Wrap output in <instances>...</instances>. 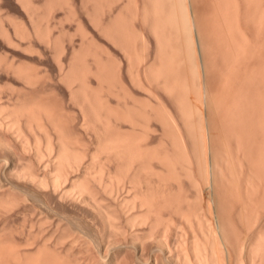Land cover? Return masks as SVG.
Returning a JSON list of instances; mask_svg holds the SVG:
<instances>
[{"label": "bare ground", "instance_id": "bare-ground-1", "mask_svg": "<svg viewBox=\"0 0 264 264\" xmlns=\"http://www.w3.org/2000/svg\"><path fill=\"white\" fill-rule=\"evenodd\" d=\"M151 1L150 25L156 37V49L154 59L149 60L150 63L145 64L146 61L144 62L148 59L145 58L146 56L150 58L147 52L149 48L145 52V47H148L145 46L147 38H144L141 30L137 31V27L134 28V24H131L132 20L129 22L127 20L125 23L126 19L122 17L121 21L119 12L117 15L120 17L115 18L116 23L112 24L113 27L108 26L111 30L117 28L120 33L122 32L121 34L127 41L123 43L120 39V44H126L128 47L129 41L133 40H131V45H135L136 49L133 46L132 48L122 46V48L124 47L125 54L129 52L127 49L131 51L135 49L133 53L136 56L131 51L127 54L129 58L126 69L131 82L144 91V95L141 96L135 93L123 79L121 59L119 60L114 51L101 49L95 37L88 34L89 30H85L82 21H77V27L81 29L79 32L81 42L78 47L73 46L69 59L65 61L61 58L63 49L59 43L61 38L51 35L47 25V29L39 28V23L35 21L36 18L34 19V14L40 11L34 6L37 3L31 5L33 1L25 0L22 4L27 7L35 33L45 36L49 41L52 40L51 42L55 45L54 53L58 61L60 78L68 86L70 98L77 102L81 117L78 123L74 124L75 115H70L72 110L70 114L68 113L70 108L66 107L67 104L65 105L62 101H53L48 95L41 94V91L46 92L45 86L41 91L38 89L40 92L33 88V84L45 77L38 68L29 64L15 65L12 60H5L7 66L12 67L14 73L24 79L33 89L26 85L23 90L16 91L17 94L14 99L12 98L13 101L0 102V210L4 211L3 209L7 210L16 206L15 204L19 205L20 196L23 198L22 204L27 202L26 205H28V201H32L33 203L30 202V204H33L36 210L38 208L34 202H38L40 212L46 213L43 215L38 212L45 219L50 216L53 219L56 217L54 220L51 217L52 223L56 220L55 226L52 225L56 231L52 229L51 234L59 232L58 235L56 234L57 241L52 242L54 245H59L57 242L63 243L69 238L70 243H67L68 247L66 246L69 248L71 243L75 245L76 241L79 242L81 239L80 241H84L85 244L89 243L91 247L90 243H92L99 253L107 252L108 257L109 254L112 255L114 264H232L234 259L237 264H244L241 235L239 236L237 231H231V220L227 221L229 216L227 215V219L224 216L227 211L224 210L227 204V194L229 192L231 194L234 190L237 197L240 196L242 184L240 175L242 174L237 171L242 172L239 169L243 164L238 165L241 161L237 164L236 159L232 158L233 155L229 149L231 143L228 142L229 146L225 143L227 139H223L221 145L218 143L220 148L218 145L215 146V143L213 144V130L211 131L213 125H210L209 120L211 119H208L211 115L205 114L198 103H203L206 99L205 74L206 59H208L205 39L198 24L199 16L196 15L191 0ZM66 3L70 2L66 1ZM255 11L258 9L256 8ZM143 12L145 14L143 16L146 17L147 8L144 7ZM259 15L258 13L257 20L261 19ZM135 16L133 17L136 18ZM147 16L149 18V14ZM4 18L11 22L14 35L20 34L21 38L30 37L31 30L24 25V21L22 23L10 14L0 13V33L6 38L12 41L14 35L4 26L2 21ZM97 19L100 20L99 17ZM97 19L94 20L96 27L100 26V21ZM128 23L133 28H129ZM237 28L234 17V21L231 20L229 24L232 34L229 54L232 63L238 60L244 52L243 35ZM110 34L112 37L117 36L115 31ZM136 41L140 43V45L137 43L140 46L138 49ZM131 57L135 58L136 66ZM142 61L144 65L139 64ZM262 72L264 68L251 72L258 75L260 82L259 80L255 82L254 87L259 86L260 89L264 85V80H261L262 77L258 73ZM92 76L95 77V82L91 80ZM258 82L261 84L259 85ZM259 87L257 91L255 88L254 95H250L251 101L256 103L254 107L251 106V101L247 100L249 99L247 94V96L244 95L247 98L241 95L236 96L229 103L230 114L226 116H230L229 120L233 122V125H242L232 130L240 140L237 144H243L241 135L246 136L248 132L244 133V129L249 127L245 126L243 129L245 122L249 123L252 119L254 120L251 117L253 114L256 117L257 113L258 118V114L261 115L258 113L261 107L260 101L257 104L258 100L254 99L256 96H259V100L264 99L259 95L264 89L260 90ZM166 94L172 98L174 109L167 105ZM1 95L0 98L3 96ZM112 97H115L114 101ZM263 103L262 101L261 105ZM246 105H249L248 108ZM251 107L254 111L257 108L259 111L252 114ZM246 108L251 112L246 113L247 110H244ZM212 110H217V108ZM245 114H248V117L250 115L251 120L245 118L247 117ZM262 115L264 116V109ZM258 118L257 121L252 122L263 121ZM122 122H127V126H122ZM231 125L229 128L233 129ZM185 128L192 138L191 148L189 147L190 142L186 141ZM89 129L93 131V137H88L91 136L89 133L87 137L86 133L84 134L83 131L88 132ZM223 131L221 135L224 134ZM223 137H226L225 134ZM240 144L238 149L241 147ZM261 149L256 154L257 159L254 157L253 160L258 166L255 174L259 176L263 171L261 175L263 177L264 149ZM21 160L24 161L21 162ZM253 168L255 169L254 165ZM185 177L189 179L194 189L192 199L193 195L190 196V193L189 195L187 193L190 188L187 187V190L184 184ZM255 177L253 175V178ZM246 180L247 178L244 181ZM248 183L253 184L252 181ZM220 185L222 189L224 188V190L221 189L222 193L219 190ZM251 185L249 184L250 187ZM41 189L42 191L49 189L53 193H46V190L42 192ZM66 198L79 204V208L73 207L72 212L68 213L70 216L66 214L69 218L63 217L58 210L63 206L60 200ZM26 205L24 209L28 208ZM51 212L59 214L54 216ZM243 212L244 210L239 215L242 219L240 221L243 223L245 221L244 224L247 222L248 225L251 216L247 215L248 212L246 215ZM41 218L40 220L44 222ZM63 220L66 222L65 226H63L65 223ZM233 223L232 226L235 225ZM246 229H249L248 226ZM51 234L49 235L52 238L49 235L47 238L46 235L44 239L47 238L50 242L54 236ZM37 236L38 234L36 238ZM231 237L236 241L233 239L232 242ZM243 237L241 236V239ZM36 238L32 239L36 240ZM254 239L253 243L250 242L251 252L253 256H258V264H264V229ZM46 241L45 239L42 243H38L37 249H29L33 252L28 251L30 253H27L21 249L18 242L0 239V259L5 257L2 259L5 260L4 264L9 261H11L10 264L14 263L12 261L26 264H82L81 259L78 260V253L81 255L83 250L76 251L78 252L76 254L69 249L65 252L66 249L63 248L64 252H60L61 248L55 245L57 249L51 243L50 246ZM86 245L89 247L88 244ZM87 250L85 254H89ZM129 250L134 253L133 261L130 260ZM90 254L92 255V251ZM3 261H1L2 264Z\"/></svg>", "mask_w": 264, "mask_h": 264}, {"label": "rangeland", "instance_id": "rangeland-1", "mask_svg": "<svg viewBox=\"0 0 264 264\" xmlns=\"http://www.w3.org/2000/svg\"><path fill=\"white\" fill-rule=\"evenodd\" d=\"M16 1H18V2H16ZM28 1H30V2L33 1V3H30L31 5H33L34 3L38 4V5L34 4V6L37 7V10H40V11H37V12H39V14H37V12H36V14H34L35 15L34 19L36 18L35 21L37 20L36 22L39 23V25H40L39 28H42V27L46 28L47 26H49L47 28L49 29L50 34L58 36L59 39L61 38L60 40L58 39L61 47L63 48V49L60 48V49H62L61 50V52H62L61 58H63L66 61L70 57L69 55L72 52L73 46L74 47L79 46V44L81 42V33H79V32H81V29L79 27H77V24H78L77 21L80 20V21H82L81 23L84 24L83 26H84L85 30L86 29L89 30L88 34L89 35L91 34L90 36L93 35L95 37V39L99 43L101 49H103V50L110 49V50L114 51V53H116L117 57H119V60L121 59L120 60L121 65H122L121 66V74H122V77L125 80V82H127V84L132 88V90L135 93H137L140 96L144 95V91L139 89L137 86H135L131 82V79L128 76V72L126 69V65H127L128 58H129V56L127 54L130 53V51H131V49H127V48H130V47L132 48V46L133 47L135 46V45H131L133 40L131 39L132 41L131 40L129 41V44L131 46H129V44H128V47L126 44H122V43L120 44V39H122L123 43H126L127 40L121 34L122 32L120 33L119 29L116 28V30H115L114 28H112L113 30H111V27H113L114 22L116 21L115 18L117 16L120 17L119 15H117L119 12H120L119 14L121 15V21H122V17H124V19H126L125 23L127 20H128L127 22L132 20L133 23H131V22L130 23L134 24V28L137 27L136 28L137 31H138V29L141 30L140 32L143 33L144 38H147V41L145 42V46H148V47H145V52H146V49L149 48L148 49L149 51L147 50V52H148V55H150V58H149V56H146L145 58H148V59L144 60V62L146 61L145 64L150 63V61H152V59H154L155 49H156V39H155L156 37L154 36L155 34H154L153 30L151 29L152 27L150 25V23H151L150 17L152 16L151 15L152 13L150 12V9L152 8V1L151 0H136V1L131 0L133 2L135 1L134 3L129 2L130 0H32V1L28 0ZM66 1L70 2V3L67 4ZM24 2H25V0H23V1L22 0H0V6H1L0 7L1 12L0 13L1 14H4V15L10 14L11 16L15 17L16 19L18 18V20L22 21V23L25 22L24 25L27 26L31 30V35H30L31 38L29 36L21 38L20 34L18 35L20 37L19 38L17 36V34L14 35L15 32H14L13 26H11V22L9 20H6V18H4V20H2L4 22V26L6 28H8L9 31L12 32V34L14 35V39L11 41L10 39H8L4 35H2V33H0L1 34L0 35V57H1L0 58V60H1L0 61V91H1L0 94L3 95V96L1 95L2 96L1 98L3 100L0 98V102H3L4 100H5L4 103L10 102V100L13 101L15 94H17L16 91H19L21 89L23 90L26 87V85H28L27 86L28 88H31L30 87L31 85H29L26 81H24V79H22L21 77H19L17 74L14 73V71L12 70L13 69L12 67L10 68V66H7V64L5 63V60H8V61L12 60L13 63L15 62L14 63L15 65H18L19 63L21 65L22 64H24V65L29 64L31 66L33 65L36 68H38L39 71L43 72L44 76L46 77L45 78L43 76L44 78L43 79L41 78L42 80H44V82L42 80H40V81H37L35 84H33L32 85L33 88H36L37 91H39L38 89H40V91H41V89H43V87L45 86L46 92L45 91H44V93L42 91L41 92L39 91V92L41 94H44V95L46 94V96L48 95L50 97V99H52L53 101L54 100L55 101H62L65 105L67 104L66 107L68 106L67 108L68 109L70 108V110L67 109L68 113L70 114V111L72 110L70 115H72V116L75 115L76 119H75L74 124H77L78 121L80 120L79 118L81 117L80 116V114H81L80 109H79L77 102L70 98L69 88L65 84V82L62 81L60 78L58 61L56 60L57 57L55 56V53H54L56 50V47L53 44V42H51L52 40L49 41L45 38V36H43L41 34L37 35L35 33V31L33 29L34 28L33 22L31 20L30 15H28L29 12H27L28 11L27 7H26V5H22V4H24ZM109 2H112V3H109ZM191 2L194 6L196 15L199 16V21H198V16H197V21H198L199 27L201 29L202 36L205 39V45L207 48L206 52L208 53V56H207L208 59H206V74H205L206 75V77H205L206 99L203 103L202 102H198V103L202 107V110L204 111L205 114L211 115L210 116L211 118H208V119L212 120V121L209 120V122H210V125H213V128L211 127L212 128L211 131L213 130L212 131L213 144L215 143L214 145L215 146L218 145V147L220 148V145L223 143V139L224 140L227 139V141L226 142L224 141V142L227 143L226 145L231 143V144H229L230 146L229 145L228 146L230 147L229 148L230 153L233 155L232 158L236 159L235 162L237 164L239 163V161H241L240 164H238V165L241 166V163L243 164V166H241L243 168L238 166V167H240V169H239L237 167V169L242 170V172L237 171V169H236L237 173L240 172L239 174H242V175H240L241 176L240 181L242 183L241 188H240L241 192H239L240 196L237 197L234 190H232L231 194H230V192L228 194L226 193L228 195V197H226L227 198V204H225L224 210H227V211L226 212L224 211L225 213L224 212L223 213L226 214V215H224L225 218L226 217L228 218V216H229L228 219L226 218L227 221L230 219L232 221V223L234 222L233 224L236 225V226L235 225L232 226V223L230 221L231 226L230 225L229 226L231 227V231H233V232L237 231L238 232L237 234L239 236L240 235L244 236L243 237L244 240L241 239V236H240V240L243 241L242 242L243 247H242L241 252H242V258H244L243 259L245 262L244 264H253V263L258 264V262H259L258 256H253L254 254H252V252H251L250 245H251V243H253V241L255 240L254 238L258 235V233L262 232L264 229V179H262V178H264V176L263 177L261 176L263 171H261V174L259 176H257L255 174V170H256V168H258V166L254 163V160H253L254 157H256V154L262 150L261 148L264 149V144H263L264 143V139H263L264 138V129H263L264 128L263 127L264 126V124H263L264 123V118H263L264 116L262 115L263 109H264V107H262V106L264 105V103H263V105H261L262 101L264 102V99H263L264 98V96H263L264 90H262V89H264V85L261 86L262 87L261 89L257 85L259 87V89L262 90V92H260V93H262L263 95L262 94H259V95H260V98L263 97L262 98L263 100H259L258 99L259 96H256V94H255V96L257 97V99H256V97H254L255 101L258 100L257 104L260 101L259 104L261 106L260 107L258 105V107H260V111L257 108V110L259 112L256 110L258 113H261V115L258 114L259 118L257 117V113L255 115L258 118V120L263 119L262 122L261 121H259L258 123L252 122L254 120L257 121V118L253 114V112H256V111H254V108H252L255 106L254 104H256V103H253L251 101L252 97L250 98V95H254L255 88H256V87H254L256 85L255 82H257L259 80L258 75L256 73H251V72H253V71L255 72V71H258L261 69L263 70V68H264L263 67L264 66V0H251V1L250 0H229V1H227V0H191ZM126 3H129V4H126ZM47 7H48V9H47ZM136 7H137V9H136ZM144 7L147 8V11H148L147 14H149V18L147 16V14H146L147 18L143 16V15H145L143 12ZM256 8L258 9V11H255ZM122 9H123V11H122ZM48 10L50 11V14H49ZM71 10H72V12L70 13ZM134 11H135V14L137 13V16H135ZM151 11H152V9H151ZM47 12L49 15L47 14ZM44 13H46V14H44ZM258 13L260 14L259 15L261 18L260 20L259 19L257 20ZM126 16H129V17L127 18ZM133 16H135L136 18H134ZM38 17H39V20H38ZM98 17L100 20L97 19ZM234 17H235V20L237 23V27H238L237 29L243 35L242 38H243V43H244V52L238 60H236L232 63V60H231L230 54H229V46H230L231 35H232L231 31L229 29V24H230L231 20L234 21ZM21 18H22V20H21ZM95 19L100 21V26L102 27V29L99 25L97 27L95 26V24H94ZM144 19H146V20H144ZM130 23H128V26L130 25ZM110 25H112V26L109 28L108 26H110ZM106 26L109 29L106 28ZM129 28H133V27L130 25ZM32 29H33V33H32ZM114 31H115V34H117L118 38H115V37H117L115 35L113 37L111 36L110 33H113ZM133 31H134V29H133ZM52 37H54V36H52ZM118 39H119V41H118ZM14 40H16V42H14ZM18 40L20 43L18 42ZM137 41H136V45L138 43ZM29 44H32V45H29ZM60 45H59V47H60ZM138 45H140V43H138ZM138 45H137V49L140 47ZM122 46L127 47L125 49H127L129 52H127V50H125L127 52L125 54V52L123 51L124 47L122 48ZM134 48H133V50L135 53L136 48L135 49ZM133 50L131 51L132 53H133ZM134 55H132V57ZM2 57H3V60H2ZM132 60L135 63V58H132ZM136 62H138V61H136ZM144 62L142 61L139 64H143ZM157 62H158V59H157ZM4 63L9 68L4 66L5 65ZM2 64H4V65H2ZM136 64L137 63H135L134 65L136 66ZM258 74L262 77V78L260 77L261 80L262 79L264 80V78H263L264 72H262L261 74L260 73H258ZM16 76H18V77H16ZM18 78H20V80ZM91 80L93 82L96 81L94 76L91 77ZM259 82H260V80H259ZM261 82H263V81H261ZM41 83H42V85H41ZM260 84L261 83H259V85ZM40 85L42 86V88ZM39 86H40V88H37ZM14 87L17 88L18 90L17 89L15 90ZM258 87L256 88V91L258 90ZM33 88H31V89H33ZM31 89H29V90H31ZM51 90H52V92H51ZM10 93L13 96L9 95ZM258 93H259V91H258ZM246 94L248 95V98H249L247 100L251 101V103H252L251 108H252V114L254 117L253 116H251V117L254 118V120L253 119L251 120L250 115L248 117L247 116L248 114L247 115L245 114L247 116L245 118H247V119L249 118L252 123L249 122L250 123V125H249L248 122H245L243 129L245 128V126H249L250 129H249V127H246L247 130H246V128L244 129L245 130L244 133L246 131H248V132L246 133V136H245V134L241 135V136H243V138L242 139L240 138V139L242 140L241 143L243 142V144L241 145L239 143L241 147H239V149H238L239 144H237V141L240 142V140L232 132V130H234V127H237V129H238L239 125L238 126L237 125L235 126V124L233 125V122H231L229 120L230 116L228 117L226 115L230 114V110H229L230 107H228V106H230V104H229L230 101L236 96H240V95L244 96ZM165 98L167 100L166 101L167 105L170 108L174 109L173 108L174 103H172L173 102L172 98L169 97V95H167ZM195 98H196V95H195ZM245 98H247V97H245ZM114 100H115V97H112V101H114ZM249 101H246V102H249ZM246 106L248 108L249 105H246ZM216 108H217V110H212V109H216ZM247 108L244 110H247ZM211 110H212V112H209ZM213 111H214V113H213ZM215 111H216V113H215ZM72 112L75 114H73ZM248 112H251V110L250 111L247 110L246 113H248ZM260 116H263V117H260ZM227 117H228V119H227ZM227 120H229L230 124L229 123L227 124V122H228ZM211 122H212V124H211ZM231 123L233 125V129L229 128V125H231ZM246 123H248V125H246ZM254 123H256V124H254ZM122 124H123L122 126H124V125L127 126V122L126 123L122 122ZM154 124L155 125L157 124L156 121H154ZM262 124H263V126H261ZM220 126L221 127L223 126V127L221 128ZM241 126H239V127H241ZM258 127H260V128H258ZM186 129L187 128H185L184 134L186 136V141H188L187 143L190 142L189 147L191 148V146H193V144L191 145V143H192L191 139L192 138H190L191 135H189V132ZM219 129H220V131H218ZM223 129H225V131H223ZM89 130H88V132L83 131L84 134L86 133V137L89 134L91 136H88V137H93L92 136V135H94L92 133L93 131L90 130L91 131L90 132ZM239 130H241V129H239ZM222 131L226 137H223L224 134L223 135L220 134ZM87 133H89V134H87ZM255 133H256V135H255ZM187 135H188V137H187ZM250 136L251 137L253 136L255 138H251ZM246 137L250 141H248V139ZM219 138L221 139V142H220ZM218 143L219 144L221 143V144L219 145ZM252 143H253V145H252ZM254 144H256V145H254ZM248 146H249V148H248ZM218 147H216V148H218ZM232 152H234V153H232ZM254 152H256V153H254ZM238 157H239V159H238ZM256 159H257V157H256ZM237 160H238V162H237ZM22 161H24V160H21V162ZM255 162H256V160H255ZM253 165H254L255 169L253 168ZM243 170H244V172H243ZM253 175H254V177L255 176L256 177L253 178ZM257 177H258V179H256ZM246 178H247V180L249 179L248 182H250V181L253 182V184H252L253 186L251 185V183H248L247 180L244 181ZM259 179H261V180L258 181ZM186 180L188 181L189 179L188 178L186 179V177H185V180H184L185 187L186 188L188 187L191 189V190L190 189L188 190V188H187V190L189 191L187 193H188V195L190 193V196H192L193 195L192 193H194V191H193L194 189L191 187V184L189 183L190 181H188V183L190 184V185H188ZM243 182H245V183H243ZM254 182L256 184H254ZM249 184L251 185V187L249 186ZM220 187H221V185H220ZM49 189H43V191L41 189V191L44 192L46 190L45 191L46 193L52 194L53 193L52 190H49ZM221 189H222V187L219 190L221 191ZM222 190H224V188ZM222 192L223 191H221V193ZM253 193L255 196L253 195ZM247 194H249V195H247ZM242 195H244V196H242ZM206 196H207V194H206ZM262 196H263V199H262ZM192 198H194V195L191 197V199ZM239 199L245 205L240 203ZM20 201L21 202L23 201L22 196H20ZM21 202H19V205L15 204L16 206H12L7 210L6 209H3L4 211L0 210L2 212V214L0 215V235H2V237L0 236V239H3V240L9 239V241L13 240L16 243L18 242L17 244L20 245L22 250L27 251V253H30V252H33L32 250L34 248L37 249V247L39 246L38 243H42L45 239L47 240L46 242H49V239H47L50 236L49 234H51V231H53V230L56 231V229H53V226H52V225L55 226L56 220L54 221L55 223L53 222L54 223L53 224L51 221L53 219L52 216L48 217V219L47 218L45 219V217L42 216V214H43L42 212H44V211L40 212V209L38 207V202H34L35 206L37 204V208H38L37 210L35 209L36 207H34L33 204H32L33 206L30 204V202H32V201H28V205H26L27 202L26 203L23 202V204ZM60 202H62L63 206L58 208L59 213L63 214V217L65 216L66 218H69L68 216H70V214H68V213L72 212L73 207L79 208V204L77 202H75L74 200H71L70 198L69 199L66 198L65 200L63 199L62 201L60 200ZM248 202H249V204H248ZM24 204L28 207L27 209H24V208H26ZM29 204L31 205L30 207H29ZM260 206H261V208H260ZM239 207H240V209H238ZM257 208H259V209H257ZM242 209L244 210L243 213L245 215L247 212H248L247 215L250 214L249 216H251L252 223L250 221V224L247 225V222H246V224H244L245 221H244V223L241 222L242 219L239 217V215H240L241 211H243ZM239 210H241V211H239ZM38 211L42 214H40ZM45 213L43 215H45ZM51 213H53V212H51ZM59 213L55 212V213H53V215L55 216V215H58ZM253 214L256 217H254ZM41 217H43V218H41ZM51 217H52V219H51ZM40 218L44 222H42L40 220ZM66 218H64V220H66ZM54 219H56V217ZM240 219H241V221H240ZM40 221L42 224L40 223ZM49 222L52 223L51 226H50ZM253 222H255V223L257 222V223L256 224L254 223V225H253ZM63 224H64L63 226H65L66 222ZM63 226L61 225V227H63ZM247 226L249 229H246ZM101 227L103 229L102 224H101ZM232 227H234L236 230ZM237 227L238 228L240 227L239 229L242 230V232ZM58 231H59V229H58ZM243 231H244V233H243ZM58 233L59 232L53 233V235L55 237L51 234L53 236V239H55V238L56 239L53 240V239H51L52 237L50 236L51 240L48 243L49 245H50V243L52 246L54 245L53 243H55L57 241ZM32 234H34L35 236H33ZM37 234H38V236L36 238ZM46 235H47V238L44 239V236H46ZM233 235H234V233H233ZM233 235H232V237H234ZM30 237H31V239H30ZM232 237H231V241L233 242V239L235 237L233 239H232ZM32 238H36V240H33ZM65 240L64 241L66 243L63 240H61V241H63V243L57 242V243H59L60 246L58 244H55V245H57L58 248H61L60 252H64L65 249H66L65 250V252H66L67 249H69V251L77 254L78 252H76V251L80 252L83 250L84 254H82L83 252H81V255H80V253H78V256L80 258L77 256L79 261L81 259L80 262L82 264H85L86 261H88L86 264H88V263L89 264H110V263L114 264V261L112 259L113 258L112 255H110L108 253L109 254V257H108L107 252L105 254L99 253L92 243H90V244L92 245V247L94 246V249L89 245V243H86V244H88V246L90 248L87 247V245L84 243V241L83 242L80 241L81 239L79 240V242L76 241L77 244L73 245L71 243L69 245V248H67L68 247L67 243L68 244L70 243V242H68V240H70V239L68 238ZM58 241H60V240H58ZM81 244H85V245L82 246ZM231 244H230V247H231ZM55 245H54V247H55ZM71 246H72V249H71ZM55 248H57V247H55ZM63 248H64V250H63ZM86 248L87 249L92 248V249L87 250ZM29 249H32V250H29ZM243 249H244V252H243ZM86 250L89 251V254H85ZM246 250H248V252ZM28 251H30V252H28ZM90 251H92V255L90 254ZM128 254L130 255V260L133 261V259H132L133 254H134L133 251L129 250ZM248 256H250V258ZM4 258L5 257H3L2 259H4ZM2 259H0L1 264H2L1 261H3ZM231 259L233 260L234 258H231ZM234 260H233V262L232 261H230V262H232V264H237L235 262L236 260L235 261ZM248 260L250 263L248 262ZM4 261H3V264H4ZM82 261H85V262L83 263ZM10 262L11 261H9V263L7 262V264H10ZM12 262H14L12 264L18 263L16 261H12ZM18 264H26V263H20L19 262Z\"/></svg>", "mask_w": 264, "mask_h": 264}]
</instances>
